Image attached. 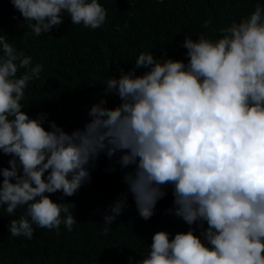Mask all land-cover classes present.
<instances>
[{
	"label": "clouds",
	"instance_id": "clouds-1",
	"mask_svg": "<svg viewBox=\"0 0 264 264\" xmlns=\"http://www.w3.org/2000/svg\"><path fill=\"white\" fill-rule=\"evenodd\" d=\"M11 2L37 36L62 24L64 12L85 28L106 20L98 0ZM220 32L216 40L185 37L186 63L141 52L135 66L143 74L121 69L106 81L104 95L115 93L119 104L109 108L100 99L89 122L70 134L54 122L46 130V114L33 119L22 111L25 89L42 65L0 35V151L12 156L0 169V206L9 215L26 206L11 220V236L32 239L33 224L59 229L63 222L71 231L73 206L45 193L73 196L90 181L89 166L101 153L110 160L119 153L142 219L153 216L171 185L169 212L202 229L172 239L154 233L147 257L136 264H264V7L257 4ZM126 206L122 195L105 211V235Z\"/></svg>",
	"mask_w": 264,
	"mask_h": 264
},
{
	"label": "trees",
	"instance_id": "trees-1",
	"mask_svg": "<svg viewBox=\"0 0 264 264\" xmlns=\"http://www.w3.org/2000/svg\"><path fill=\"white\" fill-rule=\"evenodd\" d=\"M98 2L106 9V20L101 27L91 29L82 23L72 24L69 14L64 12L62 24L37 36L11 0H0V35H5L17 51L32 57L33 65H42L39 78L25 89L21 104L22 111L30 118L46 114L42 125L46 130H50L49 122L69 134L82 130L91 119L89 109L102 98L109 108L118 105L120 101L115 93L104 95L106 81L112 76L119 77L121 69L143 74L146 69L135 66L141 52L186 63L187 50L182 47L185 37L195 40L203 34L216 40L221 29L247 17L257 4L264 7V0ZM208 20L211 24L205 28L204 22ZM118 156L119 153L110 160L101 153L96 166H89L90 181L73 196L45 193L55 203L73 206L70 211L76 223L71 231L63 222L59 229L33 224L32 239L13 237L9 232L10 222L24 216L26 206L17 208L12 215L7 213L6 205L0 206V264H136L147 257L152 236L158 231L168 232L169 239L190 228L200 235L202 229L198 224L190 226L169 212L173 209L171 185L166 186V195L157 201L153 216L142 219L123 181L127 169L120 168ZM10 159L11 155L0 151V169L8 168ZM122 195L127 196V206L105 235L103 214ZM65 215L61 213L62 220ZM203 227H207L206 223Z\"/></svg>",
	"mask_w": 264,
	"mask_h": 264
}]
</instances>
